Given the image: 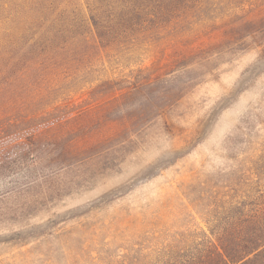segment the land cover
Returning <instances> with one entry per match:
<instances>
[{
	"label": "rangeland",
	"instance_id": "374dc122",
	"mask_svg": "<svg viewBox=\"0 0 264 264\" xmlns=\"http://www.w3.org/2000/svg\"><path fill=\"white\" fill-rule=\"evenodd\" d=\"M263 231L264 0H0V264H212Z\"/></svg>",
	"mask_w": 264,
	"mask_h": 264
},
{
	"label": "trees",
	"instance_id": "16d2710c",
	"mask_svg": "<svg viewBox=\"0 0 264 264\" xmlns=\"http://www.w3.org/2000/svg\"><path fill=\"white\" fill-rule=\"evenodd\" d=\"M111 31L107 30L106 34ZM105 34L96 32L101 39ZM253 222V219H251ZM264 261V231L261 234L251 233L245 241V246L240 249L227 251L224 248L217 249L212 264H258Z\"/></svg>",
	"mask_w": 264,
	"mask_h": 264
}]
</instances>
